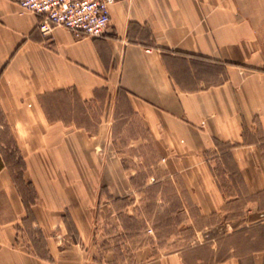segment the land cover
I'll use <instances>...</instances> for the list:
<instances>
[{
    "label": "crops",
    "instance_id": "crops-1",
    "mask_svg": "<svg viewBox=\"0 0 264 264\" xmlns=\"http://www.w3.org/2000/svg\"><path fill=\"white\" fill-rule=\"evenodd\" d=\"M18 1L0 0V264H264V0H117L95 38L44 35ZM156 185L192 243L111 249Z\"/></svg>",
    "mask_w": 264,
    "mask_h": 264
},
{
    "label": "rangeland",
    "instance_id": "rangeland-1",
    "mask_svg": "<svg viewBox=\"0 0 264 264\" xmlns=\"http://www.w3.org/2000/svg\"><path fill=\"white\" fill-rule=\"evenodd\" d=\"M9 148L13 150L11 145ZM157 190V185L149 190H144V202L136 213L137 218L122 220L124 238H121L122 240L113 238V241L107 242L111 249H119L120 244L125 250L142 244H150L160 252H167L192 243L194 239L192 226L183 224L185 220H167L168 210L154 208L153 200L158 198ZM125 215L127 214L124 212ZM101 227L102 232L109 235H113L115 232L113 223L110 221ZM122 257L124 260L126 259L125 252Z\"/></svg>",
    "mask_w": 264,
    "mask_h": 264
},
{
    "label": "built area",
    "instance_id": "built-area-1",
    "mask_svg": "<svg viewBox=\"0 0 264 264\" xmlns=\"http://www.w3.org/2000/svg\"><path fill=\"white\" fill-rule=\"evenodd\" d=\"M117 0H19L22 11L41 16L38 29L44 35L55 27L76 37H100L109 24L110 8Z\"/></svg>",
    "mask_w": 264,
    "mask_h": 264
}]
</instances>
